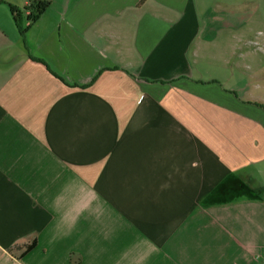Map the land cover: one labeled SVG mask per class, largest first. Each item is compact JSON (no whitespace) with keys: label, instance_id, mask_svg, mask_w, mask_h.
Here are the masks:
<instances>
[{"label":"crops","instance_id":"obj_1","mask_svg":"<svg viewBox=\"0 0 264 264\" xmlns=\"http://www.w3.org/2000/svg\"><path fill=\"white\" fill-rule=\"evenodd\" d=\"M1 1L0 264H264V0Z\"/></svg>","mask_w":264,"mask_h":264},{"label":"trees","instance_id":"obj_2","mask_svg":"<svg viewBox=\"0 0 264 264\" xmlns=\"http://www.w3.org/2000/svg\"><path fill=\"white\" fill-rule=\"evenodd\" d=\"M0 3H2L1 0ZM51 4L52 3L48 0H29L28 5L23 10L10 6L14 20L22 37L26 36L30 27L47 12V10L51 7ZM35 246L36 242L25 247L23 249V255L30 252Z\"/></svg>","mask_w":264,"mask_h":264}]
</instances>
